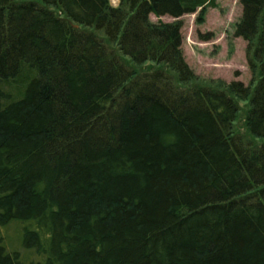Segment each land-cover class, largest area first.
Segmentation results:
<instances>
[{
	"label": "trees",
	"instance_id": "trees-1",
	"mask_svg": "<svg viewBox=\"0 0 264 264\" xmlns=\"http://www.w3.org/2000/svg\"><path fill=\"white\" fill-rule=\"evenodd\" d=\"M241 4L252 89L181 84L178 20L217 0H0V264H264V0Z\"/></svg>",
	"mask_w": 264,
	"mask_h": 264
},
{
	"label": "rangeland",
	"instance_id": "rangeland-1",
	"mask_svg": "<svg viewBox=\"0 0 264 264\" xmlns=\"http://www.w3.org/2000/svg\"><path fill=\"white\" fill-rule=\"evenodd\" d=\"M119 0H111L117 6ZM241 0H217V6L205 10L198 9L183 15L181 21V51L189 65L193 78L181 83L182 86L210 85L226 88L232 82H242L245 87L254 88L258 79V71L254 69L247 56V41L236 35L237 25L242 17ZM153 23H173L175 18L165 15H150ZM139 69L156 68L154 62H146ZM178 83V77H176ZM239 106L234 129L244 134L253 142H263L248 134L246 113L249 102L235 95Z\"/></svg>",
	"mask_w": 264,
	"mask_h": 264
}]
</instances>
